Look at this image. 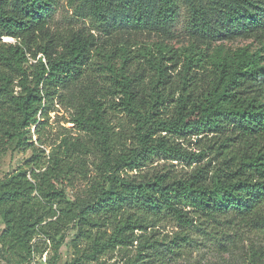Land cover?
Instances as JSON below:
<instances>
[{"label":"trees","instance_id":"trees-1","mask_svg":"<svg viewBox=\"0 0 264 264\" xmlns=\"http://www.w3.org/2000/svg\"><path fill=\"white\" fill-rule=\"evenodd\" d=\"M58 2L0 0V158L33 152L0 178L1 257L49 241L56 264L76 223L79 264H176L209 242L215 264H264V0H69L65 25ZM55 103L83 134L46 155Z\"/></svg>","mask_w":264,"mask_h":264},{"label":"rangeland","instance_id":"rangeland-1","mask_svg":"<svg viewBox=\"0 0 264 264\" xmlns=\"http://www.w3.org/2000/svg\"><path fill=\"white\" fill-rule=\"evenodd\" d=\"M73 16V10L69 3V0H59L58 5L56 7L55 14V22L58 25H65L68 23ZM187 13L185 8L182 10V15L179 18V21L176 25V30L178 32H184L185 24H186ZM88 25L89 22L87 21ZM178 39V38H177ZM173 40V44L176 47H180L183 43L181 40ZM3 41L15 42L13 38L4 37ZM251 39H238L234 41H218L217 45H224L227 49H236L239 47L247 46L251 43ZM72 108L67 106L66 104L55 103L51 111L49 112L48 119L45 120V129L43 131V144H37L39 147H42L45 150V154L48 155L49 152L55 146H58L62 138L64 136H77L79 134H83V132L79 129V127L72 122ZM119 115V117H121ZM118 117V118H119ZM114 120H117L116 118ZM34 140L37 138V135L34 134ZM33 152L31 149L24 148H11L7 151L5 155L0 158V178H4L14 170L21 166H25L29 159L32 157ZM43 153L41 154V157ZM44 158V157H43ZM89 159L87 168H88V178H92V176L97 172L95 165H93ZM171 160L167 159H157L155 160L148 169L159 168L163 164L170 163ZM177 165V169H182L183 165L180 164L179 161H175ZM74 186L68 188V193L71 198H74L77 193L86 189L90 184L88 179H77L74 181ZM3 221L0 217V229L3 227ZM173 226L168 225L167 230H172ZM78 234V225L73 223L65 232L64 243L60 247L59 250V258L56 264H79L76 261V249H75V240ZM201 238V235H198V239ZM39 238H36V240ZM209 246V247H208ZM44 252L41 254H36L32 260L27 264H51L53 262V245L48 241L43 246ZM215 244L213 242H209L207 246H198L192 248V253L189 254V258L183 257L176 264H215L217 261L223 260L216 254V250L213 251ZM134 249L133 247H131ZM131 249V250H132ZM227 254H225V258H227ZM103 260L106 261L107 264H123L126 258L123 260L121 258V254L116 251L115 253H110L104 256ZM0 264H8L0 255Z\"/></svg>","mask_w":264,"mask_h":264}]
</instances>
